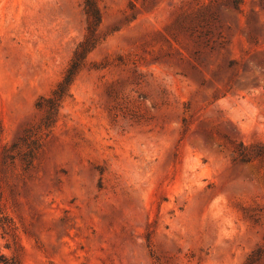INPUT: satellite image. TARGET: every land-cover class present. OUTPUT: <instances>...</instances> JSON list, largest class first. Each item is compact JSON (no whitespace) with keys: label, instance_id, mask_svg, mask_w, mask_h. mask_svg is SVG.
Segmentation results:
<instances>
[{"label":"rangeland","instance_id":"rangeland-1","mask_svg":"<svg viewBox=\"0 0 264 264\" xmlns=\"http://www.w3.org/2000/svg\"><path fill=\"white\" fill-rule=\"evenodd\" d=\"M101 10L48 132L84 0H0V264H264V0Z\"/></svg>","mask_w":264,"mask_h":264},{"label":"trees","instance_id":"trees-1","mask_svg":"<svg viewBox=\"0 0 264 264\" xmlns=\"http://www.w3.org/2000/svg\"><path fill=\"white\" fill-rule=\"evenodd\" d=\"M103 0H84V12L87 18V34L85 39L77 46L73 57L65 70L62 79L58 82L50 95L39 99L36 108L42 112L39 124L40 131L50 132L59 116L63 102L71 96V89L76 77L82 71L88 55L104 39L100 36V27L103 21L101 2ZM253 156L246 152L241 145L237 149V161L240 163L250 162ZM261 251L258 249L249 255L247 264ZM10 264H22L19 257L14 256Z\"/></svg>","mask_w":264,"mask_h":264}]
</instances>
